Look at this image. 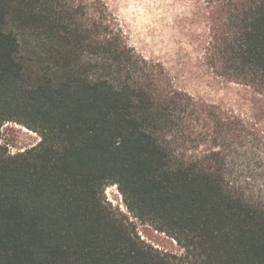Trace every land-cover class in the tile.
Listing matches in <instances>:
<instances>
[{
    "label": "trees",
    "instance_id": "16d2710c",
    "mask_svg": "<svg viewBox=\"0 0 264 264\" xmlns=\"http://www.w3.org/2000/svg\"><path fill=\"white\" fill-rule=\"evenodd\" d=\"M205 3L209 64L264 98V0ZM7 123L40 141L0 144V264H264L256 114L178 89L107 0H0V139ZM114 185L184 252L142 240L108 203Z\"/></svg>",
    "mask_w": 264,
    "mask_h": 264
},
{
    "label": "rangeland",
    "instance_id": "374dc122",
    "mask_svg": "<svg viewBox=\"0 0 264 264\" xmlns=\"http://www.w3.org/2000/svg\"><path fill=\"white\" fill-rule=\"evenodd\" d=\"M107 1L129 45L145 58L162 64L178 89L196 100L219 105L245 117L252 111L264 131V98L218 76L209 64L211 22L205 0ZM253 107L256 110L250 111ZM39 141L36 133L15 123L5 124L1 131L0 144L7 146L12 154L29 149ZM255 162L254 169L247 174L248 188L264 195V160ZM236 169L235 180L239 183V162ZM105 196L114 209L130 217L138 235L147 244L170 255L184 252L174 239L133 218L117 186L107 188Z\"/></svg>",
    "mask_w": 264,
    "mask_h": 264
}]
</instances>
